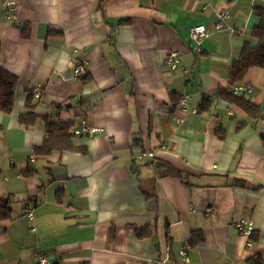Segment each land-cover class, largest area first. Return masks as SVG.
Returning <instances> with one entry per match:
<instances>
[{"label":"crops","instance_id":"1","mask_svg":"<svg viewBox=\"0 0 264 264\" xmlns=\"http://www.w3.org/2000/svg\"><path fill=\"white\" fill-rule=\"evenodd\" d=\"M11 1L0 3V65L17 78L11 111L0 110V196L12 209L0 220V264H38V255L49 264L264 262V118L216 94L264 0ZM225 8L231 16L215 29ZM196 24L210 30L198 45ZM170 50L180 56L174 70L164 64ZM241 83L264 113V68ZM185 93L186 112L177 106ZM28 95L37 119L26 127L18 117ZM59 104L71 130H97L73 135V151L36 154ZM143 150L154 154L136 158ZM240 218L251 234L236 229ZM194 231L201 243L191 244Z\"/></svg>","mask_w":264,"mask_h":264},{"label":"trees","instance_id":"2","mask_svg":"<svg viewBox=\"0 0 264 264\" xmlns=\"http://www.w3.org/2000/svg\"><path fill=\"white\" fill-rule=\"evenodd\" d=\"M255 14L258 17V21L250 30L252 40L244 42L238 57L233 59L229 66L228 86L218 87L216 94L236 105L245 112L248 117L257 120L259 118H264V113L260 105L252 102L242 93L233 92V87L242 82L245 72L250 67L257 66L264 68V7H256ZM22 31L24 35H27L28 30L25 25L22 26ZM16 83V76L0 65V110L5 113H9L13 107ZM205 103L208 105L209 99L203 97L199 108H206L204 105ZM64 107L65 106L62 104L56 105L53 114L44 117L46 137L40 146H35L33 148L34 153L48 154L54 150L73 151L77 149L71 141V138L75 135L73 130H71L74 126V122L62 121L59 119V110ZM26 108L27 110L19 115L18 121L21 125L27 127L33 125L37 119V114L34 112L35 103L31 95L27 97ZM218 134L220 138L224 137L223 132H218ZM262 139L264 141V133ZM31 173L32 170H27L25 172V174ZM174 173L179 175L176 171H174ZM11 210V199L9 197L0 196V220L10 218ZM148 233L147 229H140L137 234L139 236H144ZM190 240L191 244H198L201 243L204 238L200 231H194V236H192ZM245 264H264V262L260 255H254L248 257Z\"/></svg>","mask_w":264,"mask_h":264},{"label":"built area","instance_id":"3","mask_svg":"<svg viewBox=\"0 0 264 264\" xmlns=\"http://www.w3.org/2000/svg\"><path fill=\"white\" fill-rule=\"evenodd\" d=\"M0 3H6L8 6L11 7V9H14L12 7L13 1H11V0H0ZM230 16H231L230 12L227 8L217 10L215 13L216 19L214 22V28L215 29H221L222 27H224V25L226 24V22L230 18ZM209 35H210V30L204 24L192 25L189 28V38L192 41H194L197 45L204 38L208 37ZM197 48H198V46H197ZM179 63H180V56H179L178 52L175 50L168 51V53L164 59L165 66L169 70H174L178 66ZM84 70H85L84 69V63L80 60L79 62H77L76 66L74 68V77L80 76L84 72ZM184 70L187 71L186 69H184ZM250 90H251V85L248 83H239L233 87L234 93H240V92H244V91L248 92ZM41 92H42V89L39 86H37L35 89V95L39 96ZM189 100H190L189 94H187V93L183 94L178 100V103H177L178 108L181 111L186 112ZM191 111L194 113V112H196V109L193 108V109H191ZM95 130H97L95 127H90L86 123H83L80 127L75 128L73 130V132L75 135H80L83 133L93 132ZM153 154L154 153L152 151L143 150V151H140L136 155V158L144 159L145 157H152ZM33 209H34V204L30 203L28 205L27 211L25 213L29 219H33V217H34ZM234 225L239 232L246 234V235L251 234V232L253 230V222L249 219H246V218H240V219L236 220L234 222ZM31 229L34 231L35 227L32 226ZM180 253L182 255H185L184 250H182ZM37 261H38V264H49L47 261V258L44 255H38Z\"/></svg>","mask_w":264,"mask_h":264}]
</instances>
